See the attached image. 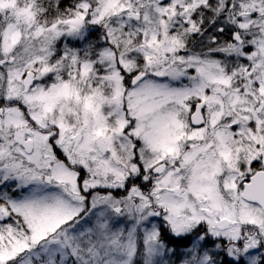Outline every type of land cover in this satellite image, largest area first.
<instances>
[{
    "label": "snow or ice",
    "instance_id": "1",
    "mask_svg": "<svg viewBox=\"0 0 264 264\" xmlns=\"http://www.w3.org/2000/svg\"><path fill=\"white\" fill-rule=\"evenodd\" d=\"M0 264H264V0H0Z\"/></svg>",
    "mask_w": 264,
    "mask_h": 264
}]
</instances>
